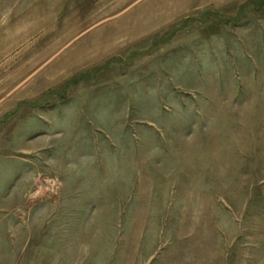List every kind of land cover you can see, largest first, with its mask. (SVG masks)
Returning <instances> with one entry per match:
<instances>
[{
	"label": "rangeland",
	"instance_id": "1",
	"mask_svg": "<svg viewBox=\"0 0 264 264\" xmlns=\"http://www.w3.org/2000/svg\"><path fill=\"white\" fill-rule=\"evenodd\" d=\"M0 264H264V0H0Z\"/></svg>",
	"mask_w": 264,
	"mask_h": 264
}]
</instances>
